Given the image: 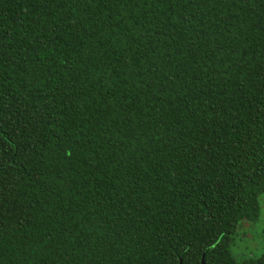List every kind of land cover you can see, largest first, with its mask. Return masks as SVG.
Here are the masks:
<instances>
[{
    "label": "trees",
    "instance_id": "trees-1",
    "mask_svg": "<svg viewBox=\"0 0 264 264\" xmlns=\"http://www.w3.org/2000/svg\"><path fill=\"white\" fill-rule=\"evenodd\" d=\"M262 194L264 0H0V264H264Z\"/></svg>",
    "mask_w": 264,
    "mask_h": 264
},
{
    "label": "rangeland",
    "instance_id": "rangeland-1",
    "mask_svg": "<svg viewBox=\"0 0 264 264\" xmlns=\"http://www.w3.org/2000/svg\"><path fill=\"white\" fill-rule=\"evenodd\" d=\"M264 194L259 198L260 200V216L259 219L253 223L245 222L242 225V231H238L235 236V248L238 253H257L260 251L262 241V226H264ZM263 198V200H262ZM234 251V247H233Z\"/></svg>",
    "mask_w": 264,
    "mask_h": 264
},
{
    "label": "water",
    "instance_id": "water-1",
    "mask_svg": "<svg viewBox=\"0 0 264 264\" xmlns=\"http://www.w3.org/2000/svg\"><path fill=\"white\" fill-rule=\"evenodd\" d=\"M200 264H205V263H204V259H203V257H202V259H201V263H200Z\"/></svg>",
    "mask_w": 264,
    "mask_h": 264
}]
</instances>
